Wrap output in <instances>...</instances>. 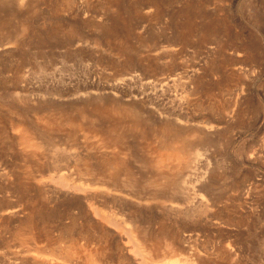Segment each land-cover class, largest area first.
Listing matches in <instances>:
<instances>
[{
  "label": "rangeland",
  "instance_id": "1",
  "mask_svg": "<svg viewBox=\"0 0 264 264\" xmlns=\"http://www.w3.org/2000/svg\"><path fill=\"white\" fill-rule=\"evenodd\" d=\"M21 3L0 0V264H264V0ZM167 141L189 166L158 165Z\"/></svg>",
  "mask_w": 264,
  "mask_h": 264
},
{
  "label": "bare ground",
  "instance_id": "2",
  "mask_svg": "<svg viewBox=\"0 0 264 264\" xmlns=\"http://www.w3.org/2000/svg\"><path fill=\"white\" fill-rule=\"evenodd\" d=\"M25 1H27V0H23V3H21V4H25L24 2ZM21 2H22V0H21ZM134 76V75H133ZM133 76H131V77H128V78H133ZM121 106V105H120ZM180 119H182V118H180ZM186 121H188V119L186 120ZM180 122L182 123V122H185L184 120H180ZM187 123V122H186ZM202 124V123H201ZM204 127L208 130V131H211V130H214V128H215V126L213 125V123L212 124H206V125H204ZM162 134H164V136H169V135H173L174 133L176 134L177 132H179V131H174V129H173V127H170V126H168V124L167 125H163L162 126ZM171 133V134H170ZM174 134V135H175ZM27 138L28 139H33V135L30 133H27ZM179 141V140H178ZM168 143H170L169 141H167L166 142V145L164 146V152H162L161 154H160V156H159V159H158V161H159V166H161V167H164L165 166V162L166 161H177L178 162V164H177V168L180 170L185 164V162H187V165H188V162H190V161H188V159L191 157H189L188 158V155L186 154L187 153V151H186V145L183 143V141L182 142H177V143H174V145L173 144H168ZM163 144V143H162ZM188 145V144H187ZM188 147H189V145H188ZM160 148H162V146L160 147ZM159 148V149H160ZM161 150V149H160ZM163 150V149H162ZM193 153V152H192ZM192 155H194V160L193 161H195L197 158H199V156L200 155H202V153H201V151H199V150H195V152H194V154H192ZM81 158V157H80ZM108 160V159H107ZM107 160H105V161H107ZM82 162V161H81ZM109 162V161H108ZM84 163V162H83ZM110 163H112V161L110 162ZM195 163V162H194ZM194 163H193V165H194ZM106 164H109V163H106ZM190 164V163H189ZM196 164V163H195ZM187 165H185V166H187ZM115 166V165H114ZM166 166H170V165H166ZM189 166V165H188ZM195 166V165H194ZM93 167V166H92ZM176 167H175V169H176ZM196 167V166H195ZM87 168V170L88 171H91V170H93V168H91V166H90V164L88 165V167H86ZM191 169V168H190ZM195 169V168H194ZM193 169V170H194ZM192 170V169H191ZM96 171V170H95ZM101 173H102V170H101ZM205 175H203V177H204ZM96 178H97V176H95ZM167 177V176H166ZM203 177H200L199 176V178H198V181H200V180H202L203 179ZM104 179V178H103ZM106 179V178H105ZM111 179V178H110ZM102 181V180H101ZM100 181V182H101ZM112 181V180H111ZM166 181H168V182H172V181H170L169 180V178H166ZM198 181H196V185H197V182ZM62 182V181H61ZM64 183H65V181H63ZM188 182V181H187ZM115 183V182H114ZM173 183V182H172ZM185 183V182H184ZM195 184V183H194ZM184 185V184H183ZM78 186H79V184H78ZM88 186V185H87ZM85 187V188H83V187H81L82 189L81 190H79V191H84L86 188H88V187ZM105 185H103L101 188H103ZM107 186V185H106ZM105 186V187H106ZM77 187V186H76ZM104 187V188H105ZM75 188V187H74ZM78 188V187H77ZM101 188H100V190H101ZM185 188V187H184ZM79 189V188H78ZM96 189H98V188H96ZM113 189V188H112ZM195 189V188H194ZM99 190V191H100ZM105 190H106V188H105ZM87 191V189L84 191V192H86ZM98 191V192H99ZM107 194H109V196L108 197H110V195H114V196H116L117 195V193H114V191L113 190H109L108 188H107ZM88 192V191H87ZM90 192V191H89ZM102 193H105V192H102ZM89 194H91V192L89 193ZM95 194V193H94ZM87 195V194H86ZM92 195V194H91ZM122 195V194H121ZM125 194H123L122 196H124ZM195 195H197V194H195ZM95 196V195H94ZM89 197H91L90 195H89ZM129 199H131V197H128ZM197 196H194L193 197V199H192V197H191V200H194V201H196L197 200ZM133 199V198H132ZM148 199V198H147ZM107 200V199H106ZM138 200V199H137ZM110 201V200H109ZM105 202V201H104ZM108 202V200L106 201V203ZM166 206H169L172 210H174V211H176V212H179V214H182V213H185L184 212V207H182V204H179V203H170V204H166ZM195 206H200V210H202L203 209V206H202V204L201 203H197V204H195ZM198 208V207H197ZM102 211V210H101ZM133 210H131V212H132ZM100 212V211H99ZM103 212V211H102ZM101 212V213H102ZM106 212V211H105ZM130 212V213H131ZM134 213H135V211H133ZM132 212V213H133ZM101 213H97L98 215L99 214H101ZM192 213H194L195 214V212H192ZM106 214V213H105ZM108 214V213H107ZM107 214L106 215H104V214H102L103 216H102V218H104L105 216L106 217H108L107 219H108V222L110 221V219H109V216H107ZM186 214H187V212H186ZM193 214V215H194ZM130 215V214H129ZM137 216V215H136ZM135 216V217H136ZM195 216H196V214H195ZM138 217V216H137ZM110 218H112V217H110ZM130 218L132 219L131 220V222L133 221V217L130 215ZM105 219V218H104ZM113 219V218H112ZM135 219V218H134ZM139 220V219H138ZM106 221V220H105ZM129 222H130V219H129ZM137 222V221H136ZM135 222V223H136ZM111 223H112V221H111ZM115 223V222H114ZM134 223V222H133ZM132 223V224H133ZM138 224V223H137ZM136 224V232L137 233H135V230L133 229V230H130V231H133V233H131V235L132 234H134V236H136L137 237V239H139V240H141V241H138L139 243H140V247H141V250H143L144 252H150V251H148L149 250V248H148V246H147V244L145 243V241H143L142 239H144V237H142V236H140V234L142 233L141 232V230H140V226H138ZM2 227V226H1ZM132 229V228H131ZM144 231H146V230H144ZM148 231V230H147ZM152 235V234H151ZM133 237V236H132ZM157 237H158V235H157ZM152 238V237H151ZM136 240V239H135ZM146 240V239H145ZM7 252V251H6ZM220 252V251H219ZM20 253H21V249L19 248V251H18V254L15 256L16 257V262H15V264H22V261H21V259H20ZM231 253V252H230ZM92 255H94V254H92ZM3 256V255H2ZM92 257V256H91ZM92 259V258H91ZM93 260L94 261H92V262H96V264H102L101 263V261L99 262L97 259H96V256L95 257H93ZM205 260V259H204ZM203 260V258H201V257H199V258H196V259H194V260H191V261H185V264H207L208 262H206V261H204ZM145 261H147L146 262V264H150V259H148V258H145ZM5 262V261H4ZM14 262V261H13ZM91 262V263H92ZM6 263V262H5ZM7 264V263H6ZM93 264V263H92Z\"/></svg>",
  "mask_w": 264,
  "mask_h": 264
}]
</instances>
